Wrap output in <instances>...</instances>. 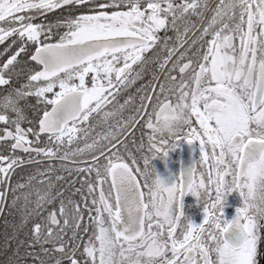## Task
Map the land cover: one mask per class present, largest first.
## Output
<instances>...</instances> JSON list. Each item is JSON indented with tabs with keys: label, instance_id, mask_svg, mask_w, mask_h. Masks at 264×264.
<instances>
[{
	"label": "snow or ice",
	"instance_id": "6c2138e0",
	"mask_svg": "<svg viewBox=\"0 0 264 264\" xmlns=\"http://www.w3.org/2000/svg\"><path fill=\"white\" fill-rule=\"evenodd\" d=\"M0 224V264H264V0H0Z\"/></svg>",
	"mask_w": 264,
	"mask_h": 264
},
{
	"label": "flooded vegetation",
	"instance_id": "af4514ba",
	"mask_svg": "<svg viewBox=\"0 0 264 264\" xmlns=\"http://www.w3.org/2000/svg\"><path fill=\"white\" fill-rule=\"evenodd\" d=\"M99 130V129H97ZM140 133H137L139 139ZM200 158V145L198 141H193L189 144L186 140L182 141L179 147L169 151L167 157L161 159L159 156L154 157L151 164L155 166L156 171L163 176L168 183H172L181 168L190 167L195 160ZM197 197L192 193H187L183 196L184 212L195 223L199 224L203 221L205 213L203 212V205L197 203ZM243 204V197L239 191L231 192L225 203L224 214L227 219H232L236 215V210ZM2 228V224H0Z\"/></svg>",
	"mask_w": 264,
	"mask_h": 264
},
{
	"label": "clouds",
	"instance_id": "9594fccd",
	"mask_svg": "<svg viewBox=\"0 0 264 264\" xmlns=\"http://www.w3.org/2000/svg\"><path fill=\"white\" fill-rule=\"evenodd\" d=\"M231 192H233V190L231 189V186L229 185V188H228V190H226L225 191V193L223 194L224 195V198H225V201H227V197H228V195L231 193ZM201 201L203 202V199H204V195L202 194L201 195ZM250 203H251V201H250Z\"/></svg>",
	"mask_w": 264,
	"mask_h": 264
}]
</instances>
